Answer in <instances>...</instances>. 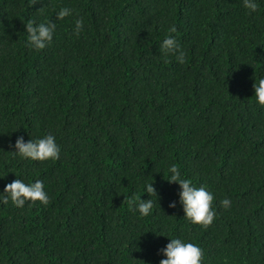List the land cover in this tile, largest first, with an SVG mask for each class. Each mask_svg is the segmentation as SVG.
Returning <instances> with one entry per match:
<instances>
[{"label":"trees","instance_id":"obj_1","mask_svg":"<svg viewBox=\"0 0 264 264\" xmlns=\"http://www.w3.org/2000/svg\"><path fill=\"white\" fill-rule=\"evenodd\" d=\"M257 3L249 13L243 0H0V191L39 179L49 195L0 202V264H159L172 236L199 245L202 264H264ZM61 7L73 14L57 20ZM29 20L56 24L42 50L26 44ZM170 26L183 64L160 51ZM44 134L57 160L13 154L17 136ZM172 163L213 193L209 226L183 217L179 186L165 179ZM146 183L158 198L141 217L128 201L149 198Z\"/></svg>","mask_w":264,"mask_h":264},{"label":"clouds","instance_id":"obj_2","mask_svg":"<svg viewBox=\"0 0 264 264\" xmlns=\"http://www.w3.org/2000/svg\"><path fill=\"white\" fill-rule=\"evenodd\" d=\"M243 6L249 13L256 12L258 9L257 0H243ZM73 14V9L69 7H61L56 12L57 20H62L66 16ZM84 28L83 18L79 17L74 20L73 34L79 36ZM56 24L47 21L34 24L29 20L25 24L27 33L26 44L29 48L37 51L42 50L51 43ZM175 26L167 29L165 37L160 41V51L165 55L175 57L177 63L185 62V52L178 43L175 35ZM253 95L255 103L264 107V77H260L253 83ZM13 154L21 159L29 161H55L59 158L60 146L51 134L30 138L25 140L23 136H17L13 144ZM167 177L168 183H176L179 186L178 200L182 205L183 217L192 224H198L207 227L215 218V208L213 207L214 195L204 185L196 186L193 181L184 176L175 163L168 165ZM144 192L148 194L147 199L129 198V206L133 207L139 216H147L153 209L154 201L151 197L158 198L156 189L152 183H146ZM9 201L15 207H23L26 202H39L46 205L49 201V195L45 190L44 184L37 179L33 182L25 183L22 179H13L10 183L5 184L0 191V202L8 204ZM220 205L227 209L230 207L231 201L225 197L219 201ZM168 206L174 208L176 201H170ZM158 252L163 258L159 260V264H202V249L199 245L185 240L182 237L172 236L168 242Z\"/></svg>","mask_w":264,"mask_h":264}]
</instances>
